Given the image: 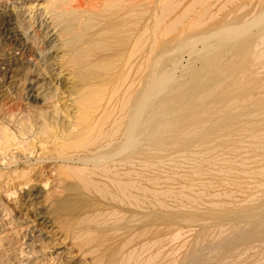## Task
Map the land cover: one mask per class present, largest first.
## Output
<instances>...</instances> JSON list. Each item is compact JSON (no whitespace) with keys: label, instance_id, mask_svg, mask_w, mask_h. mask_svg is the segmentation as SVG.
<instances>
[{"label":"rangeland","instance_id":"374dc122","mask_svg":"<svg viewBox=\"0 0 264 264\" xmlns=\"http://www.w3.org/2000/svg\"><path fill=\"white\" fill-rule=\"evenodd\" d=\"M50 1L0 0V264H264V0ZM142 28L150 63L128 42L124 65L121 34ZM50 29L68 38L50 42ZM106 38L101 55L113 58L93 66ZM152 65L160 89L144 94L143 115L157 120V143L125 134L127 98ZM93 86L103 100L80 135L79 91ZM109 98L113 115L99 116ZM109 168L130 181L127 195L99 176Z\"/></svg>","mask_w":264,"mask_h":264},{"label":"bare ground","instance_id":"6f19581e","mask_svg":"<svg viewBox=\"0 0 264 264\" xmlns=\"http://www.w3.org/2000/svg\"><path fill=\"white\" fill-rule=\"evenodd\" d=\"M48 1H50V0H48ZM71 1V3H72V1L74 2V1H77V3H79L80 5H84V4H86V3H88L87 2V0H70ZM98 2H102V0H97ZM106 1V0H105ZM127 1H129V0H123V2H126L127 3ZM130 1H132V0H130ZM60 3L61 1L60 0H57L56 1V3ZM98 2H96L97 4H99ZM50 3H51V1H50ZM53 3V2H52ZM56 3H55V5H56ZM63 3V2H62ZM61 3V4H62ZM94 3V2H93ZM103 3V2H102ZM106 3V2H105ZM120 3V2H119ZM66 4V3H65ZM64 4V5H65ZM96 4V5H97ZM104 4V3H103ZM111 5H112V3H110ZM109 4V5H110ZM58 5V4H57ZM57 5H56V7H57ZM60 5V4H59ZM93 6V5H92ZM54 7V6H53ZM55 7V8H56ZM91 7V6H90ZM97 7V6H96ZM111 7V6H110ZM58 8V7H57ZM54 9V8H53ZM60 10V9H59ZM105 10V9H104ZM103 10V11H104ZM52 11V10H51ZM125 15V14H124ZM125 19V18H124ZM123 21V20H122ZM125 21V20H124ZM7 23H8V26H11V25H13L14 24V22H12L11 20H9L8 19V21H7ZM113 22H111V27H108V29H104V30H100V31H102L101 33L98 31V34H99V36H101V37H106L107 36V34H109V33H111L110 32V29L111 30H115L116 31V29H117V24L115 23V24H112ZM125 26V25H124ZM127 26V25H126ZM138 26V25H137ZM53 28V27H52ZM51 28V29H52ZM145 28V27H144ZM144 28H142V29H139V30H137V31H135L134 32V35L133 34H130V36H128V34L126 33V32H128V31H126V32H122V34H121V40H120V43H119V49H118V51H121V53H122V55H121V57L123 58V64L124 65H126V63L129 61V58H130V54H128V52H127V46H129V44H131V53H135V51L136 52H143V54H141L140 53V57H141V63H143V65H144V63H145V61H148L150 58H151V56L150 55H148L147 57H145V52H146V50H145V45L143 44V42H144V35L145 34H147L148 33V30H146V29H144ZM10 29V28H9ZM51 29L50 30H48L47 31V33H46V38L48 39V41H50V42H52V41H55L57 38H58V40L59 39H66V38H68V36H67V34H65V33H63V34H65V35H60V32L59 33H57V31L55 30V31H53V32H51ZM54 29V28H53ZM60 30V29H59ZM63 31H65V30H63ZM69 31V30H68ZM113 32V31H112ZM69 33H71V32H69ZM68 33V34H69ZM104 33H106V36H103L104 35ZM151 33H152V31H151ZM153 34V33H152ZM229 34V33H228ZM131 35H133L132 37H131ZM70 36V35H69ZM152 37H153V35H152ZM156 38V36H154V42H156V44L155 43H153V47H152V49H150V50H153V52H155L159 47H158V43H157V41H158V39L156 40L155 39ZM160 39V38H159ZM128 42H129V44H128ZM160 42V41H159ZM206 42H209V40L208 41H206ZM105 43H107V44H105ZM101 44H103L102 46H100ZM155 44V45H154ZM96 45H99V47H96L95 48V51H94V55H96L98 58H97V60L93 63V66H95V64H99V66H100V68H104V65H105V67H108L109 65V63H110V61L112 60V58H113V56H111L108 52L104 55V56H102L101 55V53L103 52V51H106V49H107V46H109V47H111V44H110V41L109 40H107V38L106 39H103V40H101V41H98V43H96ZM134 49V50H133ZM208 49V48H207ZM151 51H149V53H150ZM147 53V52H146ZM137 54V53H136ZM151 54V53H150ZM75 55V54H74ZM55 56V55H54ZM145 57V58H144ZM150 57V58H149ZM57 58V57H56ZM75 58H78V57H75ZM143 59V60H142ZM145 59V60H144ZM64 61V60H63ZM67 61V60H66ZM65 61V62H66ZM69 61V60H68ZM45 62V61H44ZM117 62H119V61H117ZM149 63H150V61H148ZM149 63H148V65H149ZM80 63L77 61V59H75V60H73V62L72 61H69V62H67L66 63V67L65 68H63V72H64V69H71V70H73V69H75V67L77 66V65H79ZM46 65H47V67H48V69H49V71L50 72H52V75H58V74H60V71H61V66H59V63L57 62V60L56 59H54V60H48L47 62H46ZM124 65H122V66H124ZM131 65V64H130ZM96 66H98V65H96ZM140 66H142V65H140ZM63 67V66H62ZM125 68V67H124ZM129 69V68H128ZM69 71V70H68ZM152 71H153V74H152V77H153V79H152V81H151V83L150 84H144V85H142V88L140 89V91L137 93V95L136 96H134L133 94L131 95V97H129V98H127L128 99V101H130V100H132L131 102H132V104L134 105V109H132V108H129L128 109V116H129V121L127 122V124L125 125V134L127 133H130V132H134V131H138L139 132V138H142V137H144V135L145 134H150V135H152V136H154L153 138H154V141L157 143L158 142V140H157V137H158V134H159V131H160V127L158 126V122H157V120H155L154 122H152L150 125H146L145 126V121H144V115H143V106L145 105V101H144V94H146L147 95V93L148 92H151L152 90L154 91V88L155 89H160V78H159V75L157 76V73H158V70H157V68L154 66V65H152ZM67 72V71H66ZM73 72H74V70H73ZM78 73V72H77ZM127 73V72H126ZM128 74V73H127ZM103 75V74H102ZM106 75V74H105ZM10 78H13V76H9ZM125 77V76H124ZM125 78H127V76L125 77ZM124 78V79H125ZM39 79V80H38ZM16 81V80H15ZM32 82V84H33V86L35 85V91L37 92V94H40L41 95V97H43V98H45V96H46V94H47V86H46V82L44 83V82H42L41 81V79L40 78H35V79H32L31 80ZM35 81V82H34ZM123 81V80H122ZM121 81V82H122ZM14 82V81H13ZM12 82V83H13ZM34 82V83H33ZM117 82V81H116ZM141 82V81H140ZM171 82V81H170ZM169 82V83H170ZM16 84V83H15ZM122 84V83H121ZM124 84V83H123ZM171 84V83H170ZM128 85H131V84H129L128 83ZM127 85V86H128ZM140 87V86H139ZM102 88L103 87H101V86H93V87H91V88H89V89H87V90H82V91H79V97H80V99H79V101H78V110H80V116L77 118L78 120H77V125L78 124H80L81 125V130H80V135L83 133V132H89L88 130H90V129H92L91 127H92V125H93V123H92V120L94 121V119H93V117H92V110L91 109H93L95 106H96V104L98 105L99 103L97 102V101H101V100H103V99H101V98H98L99 96V94H100V92L102 91ZM112 89H115V88H113L112 87ZM111 89V90H112ZM125 89H126V87H125ZM125 89H124V92H125ZM128 89V88H127ZM157 89V90H158ZM136 91V90H135ZM114 92V91H113ZM111 93V92H110ZM109 93V94H110ZM127 93V92H126ZM125 93V94H126ZM136 93V92H135ZM153 93V92H152ZM115 96V95H114ZM101 97V96H100ZM104 97V96H103ZM107 99V98H106ZM109 101H107V102H109L108 104H107V106H104V111H103V113H102V111H101V113L99 114V116L100 115H102V114H104V116L106 115V116H108V117H110V116H112L113 115V112H114V107H112V99L111 98H109L108 99ZM130 102V103H131ZM147 102V101H146ZM106 104V103H105ZM98 108V107H97ZM97 108H95V109H97ZM100 108V107H99ZM96 111V110H95ZM98 116V115H97ZM97 118V117H96ZM122 118V117H121ZM120 118V120H122ZM85 120V121H88L86 124L84 123V124H82V120ZM96 120V119H95ZM118 121V120H117ZM122 122V121H121ZM120 122V123H121ZM76 124V123H75ZM122 124V123H121ZM76 125V126H77ZM145 126V127H144ZM79 127V126H78ZM87 133H86V135H87ZM90 133H91V131H90ZM79 135V136H80ZM83 142V141H82ZM124 142H126V141H124ZM123 142V143H124ZM107 144V143H106ZM123 145V144H122ZM106 146V145H105ZM108 146V145H107ZM106 146V147H107ZM102 147H100V148H98V149H101ZM123 149H124V147H122ZM94 152V151H93ZM99 154V153H98ZM106 155H108L109 156V154L108 153H106ZM98 156V155H97ZM106 157L105 155L103 156L102 155V157L100 158V157H97L96 158V161L93 159V157H95V156H93L92 157V160H94V161H92V162H94V163H99V162H102V161H105V159L106 158H109V157ZM103 157H105V158H103ZM59 158H60V156H59ZM85 157H81V158H79V160L81 159L82 161L83 160H85L84 159ZM71 159H72V157H71ZM78 159V158H77ZM77 159H76V161H77ZM89 159V158H88ZM67 160V159H66ZM74 161V160H73ZM87 161V160H86ZM85 162V161H84ZM67 167V166H66ZM79 167V166H78ZM124 167V166H123ZM68 168V167H67ZM116 169V168H115ZM69 170V169H68ZM98 170H100V169H98ZM130 170V169H129ZM91 172V171H90ZM102 172H104V177H103V175H101V174H99V176H101L102 178H104V179H107V185H111V187L112 188H118V189H120L121 190V193L123 194V195H127V193H128V190H129V188H130V181H126V180H124L125 179V177H123V179H122V175L120 174L121 172H117V171H114V170H112V169H102ZM97 172H95V171H92L91 172V174L92 175H94V174H96ZM24 174V173H23ZM97 175V174H96ZM126 175V174H125ZM98 176V175H97ZM106 176V177H105ZM61 179V178H60ZM60 181H62V180H60ZM95 182H97V181H95ZM99 182V181H98ZM101 182V181H100ZM102 184V183H101ZM106 184V183H105ZM104 185V184H103ZM137 188V187H136ZM135 188V189H136ZM152 190V189H151ZM74 202V201H73ZM73 202H71V203H73ZM68 203V202H67ZM64 205H66V204H64ZM68 206V205H67ZM62 209H63V207H62ZM58 210V209H57ZM59 211H61L60 209H59ZM62 212V211H61ZM69 212V211H68ZM104 213V212H103ZM86 214V213H85ZM95 214V213H94ZM120 214H121V212H120ZM102 215H104V214H102ZM109 215V214H108ZM115 215V214H114ZM112 216V215H111ZM117 216V215H116ZM67 217V216H66ZM85 218V217H84ZM91 218V217H90ZM81 219H83V218H81ZM80 220V219H79ZM85 222H87V221H85ZM105 222V221H104ZM103 222V223H104ZM60 223V222H59ZM87 223H89V222H87ZM102 223V224H103ZM106 223V222H105ZM78 224V223H77ZM95 224H97V223H95ZM95 226H97V225H95ZM99 226V225H98ZM99 228V227H98ZM70 229V228H69ZM82 230V229H81ZM112 231V230H111ZM79 232H81V231H79ZM92 234L93 233H91V232H87V231H84V232H82V234H80V235H78L77 237H76V239L78 240V242L76 243L79 247H80V250L82 251V254H83V256L85 257H88L87 255L88 254H91V249L93 250V248H91V249H89V250H87L86 249V246H89L90 245V243H91V241H93L92 240ZM86 237V238H85ZM96 237V236H95ZM73 238H75V237H73ZM30 241H31V239H30ZM75 243V242H74ZM95 249V248H94ZM58 253H60V252H58ZM93 253V252H92ZM129 254V253H128ZM9 256V255H8ZM129 256H131V255H129ZM129 256H127L126 257V259H123V261H120L118 264H132L131 263V257H129ZM132 256H134V255H132ZM139 256H141V255H139ZM67 258H70V257H66V259ZM90 258V257H89ZM94 259H95V257H93ZM97 258L98 257H96V259L95 260H93L92 258V260H90V262L89 263H91V264H93V262H94V264H99L98 263V261H97ZM154 258V257H153ZM139 259V258H138ZM2 261V260H1ZM68 261V260H67ZM100 261V260H99ZM71 261H68V263H64V264H85V263H83V262H78V263H75V261L74 262H71ZM148 262V261H147ZM102 263V262H101ZM136 263V262H135Z\"/></svg>","mask_w":264,"mask_h":264}]
</instances>
